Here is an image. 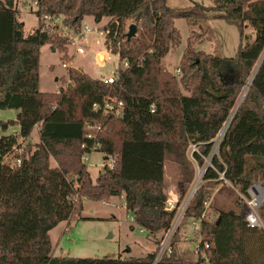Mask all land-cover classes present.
<instances>
[{"label": "trees", "instance_id": "obj_1", "mask_svg": "<svg viewBox=\"0 0 264 264\" xmlns=\"http://www.w3.org/2000/svg\"><path fill=\"white\" fill-rule=\"evenodd\" d=\"M36 1L39 25L25 35L15 0H0V109L18 111L16 118L0 119V128L19 127L0 137V264H202L201 258H182L173 242L172 252L159 261V246L136 258L51 256L50 231L82 209L84 197L101 201L112 196H124L135 224L148 234L166 231L174 218L166 209V160L172 157L182 168V198L194 177L187 147L200 142L211 148L230 117L220 155L214 158L217 170L207 171L206 182L226 179L246 193L264 177V0H214L213 7L195 3L190 8L171 7L167 0ZM45 15L64 16L72 28L80 27L86 16L97 22L111 18L104 27L106 49L129 62L119 82L108 84L70 69L67 89L58 94L40 91L42 47L51 42L53 49L64 52L67 44L43 30ZM178 18L191 25L224 20L237 26L242 40L250 26L255 38L241 43L231 58L194 49L189 40L177 78L165 68L164 58L181 42ZM131 19L138 31L128 39L124 27ZM180 86L192 88L191 94L182 93ZM106 97L124 103L121 114L94 110ZM88 121L104 123L98 145L86 137ZM37 125L41 129L35 150L30 147L27 155H18V166L4 162ZM94 150L116 157L114 168L105 165L97 177L81 160ZM52 158L57 165H51ZM208 199L201 192L186 217L199 220ZM260 212L264 221V204ZM201 229L211 246L210 264H264V229L248 227L242 212L220 211L215 220L203 219Z\"/></svg>", "mask_w": 264, "mask_h": 264}, {"label": "rangeland", "instance_id": "obj_2", "mask_svg": "<svg viewBox=\"0 0 264 264\" xmlns=\"http://www.w3.org/2000/svg\"><path fill=\"white\" fill-rule=\"evenodd\" d=\"M168 4L174 8H190L195 3H201L207 7L214 6V0H167ZM18 20L24 23L25 35L35 31L39 25V19L35 13L37 5L35 0H15ZM111 18L105 17L97 22L93 16H86L81 24V29L76 32L68 28L64 23V17L58 20H46L43 18V25L54 31L63 40H67L66 51L53 49L51 42L45 44L41 49L40 57V80L39 89L42 92H54L56 94L70 83V69L83 71L95 79L105 80L114 73L116 66H122V62L117 54H113L106 49V31L104 27L110 22ZM135 23L133 19L127 20L124 31L127 33L130 24ZM85 25L91 29L87 31ZM59 26V27H57ZM175 26L181 34V42L172 48L164 58L165 68L181 77L180 64L184 50L191 42V47L197 50L218 54L223 57H235L241 43L246 44L255 38V31L248 26L246 37L242 40L237 26L227 23L224 20H208L191 25L185 18L175 20ZM79 31V32H78ZM84 35L81 37V32ZM80 36L77 42H74ZM57 38V36H56ZM74 42V43H72ZM101 55L103 56L101 58ZM68 64V68L64 64ZM260 62L255 65L257 71ZM178 69L180 71H178ZM251 81L244 87L238 99V105L244 99ZM181 87L184 94H191L192 88ZM15 109H0V119L16 118ZM40 126V125H39ZM18 126H12L7 131L0 128V137L5 134L14 133ZM40 141V132L36 126L31 137L20 140L19 146L12 153L4 157V162L11 165L18 164V155H27L28 148L35 150L36 144ZM186 159L194 170L192 182L188 185L186 193L190 190L193 182L197 178L200 161L193 158L190 144L186 149ZM106 155L100 151H93L87 168L93 177H97L103 169ZM116 158V157H115ZM206 163V160H204ZM51 165H57L55 159H51ZM182 168L172 158L168 157L165 162V193L167 198H175V194L180 198L178 183L182 179ZM261 183L264 187V177H260L253 183ZM205 192L209 196L204 211L206 218L215 220L220 211L244 210V201L241 192L237 187L230 183H221L220 179L202 184L196 197ZM77 197V194H76ZM82 209H77L66 220L57 225L50 231L52 242L51 256L57 257H78V258H103L111 256L114 258H136L144 257L153 252L164 242V232L157 235H150L145 230L135 224L131 219V213L125 207L123 196H112L110 199L93 201L87 198L82 199ZM194 204V203H193ZM264 204V203H263ZM190 208V207H189ZM189 210V209H188ZM260 212V210H259ZM261 217V212H260ZM262 218V217H261ZM263 220V219H262ZM197 220L185 218L180 229L175 234L177 242H174L178 254L186 261L195 262L199 258L195 252L198 244V231L195 230ZM262 231V230H258ZM158 241H161L160 244ZM202 261V260H201Z\"/></svg>", "mask_w": 264, "mask_h": 264}, {"label": "built area", "instance_id": "obj_3", "mask_svg": "<svg viewBox=\"0 0 264 264\" xmlns=\"http://www.w3.org/2000/svg\"><path fill=\"white\" fill-rule=\"evenodd\" d=\"M36 5L37 1L35 0ZM64 17V16H63ZM43 18H45L46 20L50 19V20H58L60 18V16H51V15H45L43 16ZM65 19V17H64ZM63 23L65 24V22L63 21ZM68 28H70L71 30L73 29L75 32L77 30H80L82 26L77 27V28H72L70 25L65 24ZM59 27V26H57ZM85 28L87 29V31H89L91 28L88 27V25H85ZM43 30L44 31H48L50 34H56L54 31H51L50 29H48L47 26H43ZM79 32V31H78ZM84 35V32H81V37ZM59 36V35H58ZM80 36L77 37V39L74 42H77L79 40V38H81ZM72 42V43H74ZM122 62V66H116V69L114 71L113 74H111L110 76H108L107 78H105V82L108 84H117L119 82L120 76H121V70L127 68L129 66V62L128 60L124 59L121 60ZM64 67L68 68V64L65 63ZM178 71H180L178 69ZM72 84V80L70 79V83L68 84L67 88ZM66 88V89H67ZM64 89V88H62ZM124 107V103L122 101H117L114 99H111L109 97H106L104 99L103 102L101 103H96L94 104V110L95 111H101L104 115H113V116H117L119 114H121L122 109ZM155 105H153L151 107V111L155 112ZM231 122V117L226 121V123L224 124V126L222 127V129L220 130V132L217 134V136L211 141V148L208 149V146L205 143H194V142H190V148L192 149L193 152V158H195L196 161H200V165H202L203 167H199L198 172H197V178L195 179V181L193 182L190 190L185 194L184 197L179 198L177 194H175V198L169 197L167 198V205H166V209L168 211H173L174 212V218L169 226V228L164 231V242H162V246L159 249L158 255L156 260L159 261L161 259V257L164 254H170L172 252V244H171V240H173V237L175 236V234L178 232V230L180 229L187 211L189 209V207L191 206V204L193 203L196 194L198 193V190L200 189V187L202 186V184L204 183V181H206L205 176L207 171L210 168H213L215 170H217L216 166L214 165V158L216 156L220 155V146L223 142V139L226 135L227 129L230 125ZM104 130V123L101 122H86V137L89 140H92L94 142V145H98V139L100 137V134L103 132ZM83 147H85V145H83ZM95 151V150H94ZM92 152H86L82 155V162L84 164H88L89 160H90V156H91ZM203 160V161H201ZM204 160H206V163L204 162ZM115 162H116V158L115 156H108L105 157V164H103V168L104 166H108L110 169H113L115 166ZM17 163L15 165H11L12 167L14 166H18L21 164V159L17 158ZM221 174V179H225L224 177V173H220ZM225 182H228L225 179ZM229 183V182H228ZM232 185V184H230ZM76 187H79V185H76ZM239 194L242 197V200L244 201L245 205H244V210H243V218L246 220L247 222V226L250 228H256V229H264V221L262 220V218L260 217V208L264 203V187L261 183L255 182L253 184H251L247 190L246 193L243 192H239ZM79 195L77 194V197L75 198L76 201L79 200ZM208 201V200H207ZM207 201L205 202V204H207ZM206 218V212L204 211L201 218L199 220H197L195 222V230L198 231V244L196 247L195 252L200 256L202 259V264H210V259H209V255H210V243L204 241L203 239V234H202V229H201V222L203 219ZM132 221L134 222V217L133 215L131 216ZM144 230L145 229H141Z\"/></svg>", "mask_w": 264, "mask_h": 264}, {"label": "water", "instance_id": "obj_4", "mask_svg": "<svg viewBox=\"0 0 264 264\" xmlns=\"http://www.w3.org/2000/svg\"><path fill=\"white\" fill-rule=\"evenodd\" d=\"M137 31H138V26H137V24H136V23H132V24H130V26H129V30H128L127 34H126L127 38H128V39H131V38L135 37V36L137 35ZM102 57H103V56L101 55V58H102Z\"/></svg>", "mask_w": 264, "mask_h": 264}, {"label": "crops", "instance_id": "obj_5", "mask_svg": "<svg viewBox=\"0 0 264 264\" xmlns=\"http://www.w3.org/2000/svg\"><path fill=\"white\" fill-rule=\"evenodd\" d=\"M17 113H18V111L16 112V116H17ZM2 120H5V119H2ZM37 127H38V129H39V132H40V129H41V127L39 126V125H37ZM19 130V127H18V129L16 130V131H18ZM15 131V132H16ZM123 198H124V196H123ZM125 207H126V204H125ZM128 211V210H127ZM132 216V215H131ZM70 220V219H69ZM59 225V224H58ZM200 256V255H199ZM198 256V257H199ZM200 259V258H199Z\"/></svg>", "mask_w": 264, "mask_h": 264}]
</instances>
